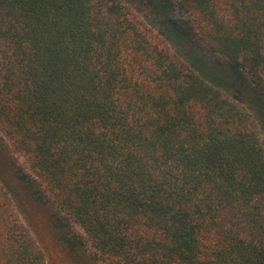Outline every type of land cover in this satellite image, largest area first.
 Listing matches in <instances>:
<instances>
[{"label":"trees","instance_id":"obj_1","mask_svg":"<svg viewBox=\"0 0 264 264\" xmlns=\"http://www.w3.org/2000/svg\"><path fill=\"white\" fill-rule=\"evenodd\" d=\"M0 150L78 264H264V0H0Z\"/></svg>","mask_w":264,"mask_h":264},{"label":"rangeland","instance_id":"obj_2","mask_svg":"<svg viewBox=\"0 0 264 264\" xmlns=\"http://www.w3.org/2000/svg\"><path fill=\"white\" fill-rule=\"evenodd\" d=\"M174 17L176 21L178 20L182 23L188 24L190 22L188 15L179 14L177 11H175ZM158 19V21H163L164 16L161 18L158 17ZM148 20L154 22L153 16L149 17ZM165 21H167V19H165ZM176 21L172 24L169 21L168 23L173 26L178 24ZM0 154V172L3 174L12 191L22 220L30 228L43 248L46 254L47 264H78L59 244L58 239L66 229V225L54 223L53 205L47 200L43 201L40 197V200H36L34 196H29L23 191L19 182L22 180L21 173L18 169L13 167L12 163L10 164L9 161L4 160L5 157L1 150ZM2 160L5 162H2ZM88 264L99 263L96 261Z\"/></svg>","mask_w":264,"mask_h":264}]
</instances>
